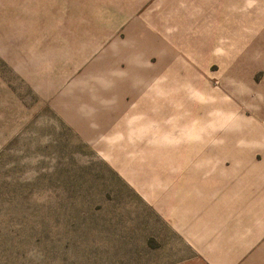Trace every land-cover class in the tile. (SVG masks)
I'll list each match as a JSON object with an SVG mask.
<instances>
[{
	"label": "rangeland",
	"instance_id": "rangeland-1",
	"mask_svg": "<svg viewBox=\"0 0 264 264\" xmlns=\"http://www.w3.org/2000/svg\"><path fill=\"white\" fill-rule=\"evenodd\" d=\"M0 264H264V0H0Z\"/></svg>",
	"mask_w": 264,
	"mask_h": 264
},
{
	"label": "crops",
	"instance_id": "crops-1",
	"mask_svg": "<svg viewBox=\"0 0 264 264\" xmlns=\"http://www.w3.org/2000/svg\"><path fill=\"white\" fill-rule=\"evenodd\" d=\"M209 43H210V40L207 42V44L209 45ZM204 45H206V44H204ZM216 46H217L216 44H212V43L210 45L211 48L216 47ZM257 47L258 46H252V45H250L249 48H248L249 53H251L253 51H258L257 50Z\"/></svg>",
	"mask_w": 264,
	"mask_h": 264
}]
</instances>
